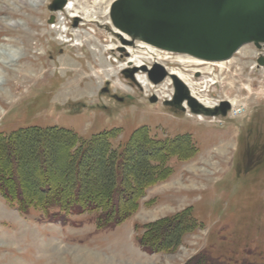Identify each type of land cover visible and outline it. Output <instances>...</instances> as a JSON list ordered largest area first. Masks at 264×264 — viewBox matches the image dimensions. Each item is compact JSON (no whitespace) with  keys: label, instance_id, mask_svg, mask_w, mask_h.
<instances>
[{"label":"rangeland","instance_id":"rangeland-1","mask_svg":"<svg viewBox=\"0 0 264 264\" xmlns=\"http://www.w3.org/2000/svg\"><path fill=\"white\" fill-rule=\"evenodd\" d=\"M52 1L0 0V45L8 39L17 47L30 45L28 53L16 52L17 72L0 69V132L59 126L83 139L114 128L113 143L119 146L135 130L149 129L163 140L189 134L198 150L188 159L172 156L170 177L150 186L138 211L116 228L99 229L90 211L71 214L66 223L41 221L39 209L31 206L24 215L0 194V264H184L207 249L214 257L259 261L264 164L256 167L264 148V66L259 65L264 44L244 45L223 66L197 65L181 61L185 54L154 50L139 40L124 43L113 29L114 0H72L74 12L58 13L50 9ZM11 19L13 26L6 24ZM93 19L98 23L88 27ZM54 24H66L76 42L60 41L61 29ZM133 58L135 64L152 67L159 61L182 71L209 104L230 100L237 114L197 116L166 104L173 98L172 78L152 87L148 71L129 63ZM25 67L33 68L28 83ZM65 160L58 158L60 173ZM24 168L29 177L43 180L37 164ZM188 206L203 227L186 234L174 252L142 249L137 242L142 225Z\"/></svg>","mask_w":264,"mask_h":264},{"label":"trees","instance_id":"trees-1","mask_svg":"<svg viewBox=\"0 0 264 264\" xmlns=\"http://www.w3.org/2000/svg\"><path fill=\"white\" fill-rule=\"evenodd\" d=\"M116 136L113 128L82 139L66 128L39 125L0 132V194L23 214H29L31 206L39 209L41 221L66 223L71 214L90 211L96 214L99 229H111L138 211L150 186L170 177L172 156L188 159L198 150L189 134L163 140L149 129H139L124 144L114 146ZM260 153L262 162L256 168L264 164V148ZM60 157L66 159L62 173L57 165ZM33 164L42 181L27 175L24 166ZM201 227L188 206L142 225L137 240L146 252L170 253L186 234ZM184 264H264V251L259 252V261H239L214 257L207 249Z\"/></svg>","mask_w":264,"mask_h":264},{"label":"water","instance_id":"water-1","mask_svg":"<svg viewBox=\"0 0 264 264\" xmlns=\"http://www.w3.org/2000/svg\"><path fill=\"white\" fill-rule=\"evenodd\" d=\"M66 4L67 0H53L50 9L57 11ZM110 14L119 34L132 38L130 44L140 40L205 61L229 60L248 43L264 44V0H114ZM259 64L264 65L263 56ZM147 70L154 83L167 76L173 79L175 94L166 104L181 110L188 106L196 114L227 115L229 101L206 107L179 75L161 63Z\"/></svg>","mask_w":264,"mask_h":264},{"label":"bare ground","instance_id":"bare-ground-1","mask_svg":"<svg viewBox=\"0 0 264 264\" xmlns=\"http://www.w3.org/2000/svg\"><path fill=\"white\" fill-rule=\"evenodd\" d=\"M34 3H36L38 0H32ZM95 2H97V0L95 1ZM69 9V11L70 12H74L75 11V5H74V3H73V1L72 0H68V2H67V4H66V6L64 7V8H62L61 10H58V12H61V11H65V10H68ZM77 12V11H76ZM87 16V18H88V16L89 15H86ZM75 19H74V21H76V22H78L79 21V18H80V16L78 15V13H76V16L74 17ZM86 19V18H85ZM14 20V19H13ZM12 19L8 22V21H6V24H8V25H11V26H13L14 25V21H13ZM81 20H83V19H81ZM108 23H110V21L108 22ZM86 25V24H85ZM113 29L117 32V33H120V31L116 28V27H113ZM118 35H120V34H118ZM31 37L33 36V35H30ZM120 37H122V40H123V42L124 43H128V44H130L129 42H127V41H129L131 38L127 35V34H123V36H121L120 35ZM142 44L141 45H143V46H146V47H150L151 49H154V50H161V51H163L164 52V50H162V49H159V48H157V47H154V46H152V45H150V44H147V43H145V42H142V41H140ZM18 44V43H17ZM37 45V44H36ZM21 48H23V49H26V52L28 53V51H29V48H30V45L28 44L27 46H25V47H17V46H15V41L14 40H11V39H8L7 40V42H6V44H4V46H1L0 45V69L2 68V69H4V70H6L8 73L10 72H17V66L15 65V66H13L14 64H13V61H15L16 60V57H15V55L17 54L16 52H18L19 50H21ZM131 50H132V48L130 47V50H128L127 51V54H131ZM153 51V50H152ZM239 53L241 52V50H239L238 51ZM183 58H180V60L181 61H191V62H194V63H196L197 65L199 64V65H204V64H207V63H211V64H214V65H220V66H223L224 65V63H226V62H230L232 59H230V60H227V61H218V62H216V61H211V62H208V61H205V60H201V59H197V58H193V57H191V56H187V55H185V57L184 56H182ZM22 59V58H21ZM20 59V61H19V63L20 64H22L23 62H25V61H27L28 59H29V55L27 54L25 57H23V59L21 60ZM138 59V58H137ZM33 60V59H32ZM134 61H136L134 58H133V60H130L129 61V63L131 62L132 64H134V67H136V68H140V70H142V71H145L144 70V67L146 66L145 64H143V63H140V64H135V63H133ZM157 62H159V61H157ZM27 63V62H26ZM36 63V62H35ZM30 64V66H31V63H29ZM13 66V67H12ZM27 66V65H26ZM20 67V66H19ZM26 68V67H25ZM33 68H35V66L33 67ZM33 68H31V67H27L26 69H22L23 71H25L24 73H23V75H24V77H23V80H25V82L26 83H28L27 81H30V80H32L33 78H32V76H31V69H33ZM33 71V70H32ZM173 72H175V73H177L186 83H187V85L190 87V89H191V91H192V93H193V95L195 96V97H197L201 102H203L205 105H211V104H209L208 103V101H206V99H203L200 95H198L196 92H195V90H194V88L192 87V85H191V80H189V79H187L185 76V74L182 72V71H174L173 70ZM1 74V73H0ZM15 74V73H14ZM33 74V73H32ZM38 76V75H37ZM21 77V78H22ZM35 81V80H34ZM154 86V83L152 84V87ZM235 104V103H234ZM198 116V115H197ZM200 119L202 118V117H199Z\"/></svg>","mask_w":264,"mask_h":264},{"label":"built area","instance_id":"built-area-1","mask_svg":"<svg viewBox=\"0 0 264 264\" xmlns=\"http://www.w3.org/2000/svg\"><path fill=\"white\" fill-rule=\"evenodd\" d=\"M234 114H237V109H236V110H234Z\"/></svg>","mask_w":264,"mask_h":264}]
</instances>
